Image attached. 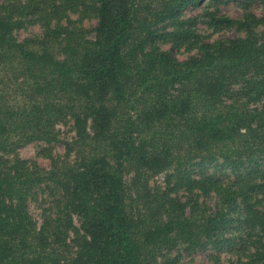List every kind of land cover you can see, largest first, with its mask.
Returning a JSON list of instances; mask_svg holds the SVG:
<instances>
[{"label": "trees", "instance_id": "1", "mask_svg": "<svg viewBox=\"0 0 264 264\" xmlns=\"http://www.w3.org/2000/svg\"><path fill=\"white\" fill-rule=\"evenodd\" d=\"M228 2L239 18L216 9ZM254 5L264 0H3L0 264H176L161 254L179 244L264 264V13ZM188 8L202 13L183 26ZM72 13L95 26H74ZM200 23L239 36L211 40ZM25 24L41 34L18 41ZM68 124L49 169L8 159L58 143ZM168 172L163 191L148 187ZM40 194L38 224L29 204Z\"/></svg>", "mask_w": 264, "mask_h": 264}, {"label": "rangeland", "instance_id": "2", "mask_svg": "<svg viewBox=\"0 0 264 264\" xmlns=\"http://www.w3.org/2000/svg\"><path fill=\"white\" fill-rule=\"evenodd\" d=\"M3 2V0H0V4ZM218 10L225 16H229L233 19H237L242 15V10L239 9V6L235 2H228L223 3L219 6H217ZM253 12L257 14L258 16L262 15L264 13V5H254L252 8ZM202 11L201 9H195L192 10L190 8L186 9L180 17L177 18V21L182 22V25L184 26L185 22L188 19H191L192 17H197L201 15ZM70 19L74 22V26L82 27L84 29H91L95 26V21L93 20H86L79 18L78 14H71ZM200 22H204V18H199ZM61 24H65L64 20H62ZM186 26V25H185ZM166 32L173 30L176 28V22H168L164 25ZM197 29V33L202 34L203 36H207L211 40H217L222 38H230L239 36L238 33H236L234 30H222L220 32H214L213 30L207 28L205 25L200 23L195 28ZM12 34H14L15 38L18 41H23L26 38H33L34 36H39L41 34V29L37 25H29L25 24L23 28H20L16 31H14ZM264 35V34H259ZM170 47L169 44H162V47L164 50H167ZM176 57L179 59H185L186 51L184 49H180L175 52ZM264 105V101L261 103ZM58 130L60 131L58 136V143H53L46 145L44 143H29L24 144L21 146L14 154H11L8 156V159L12 160L14 157L20 160L28 161V162H34L37 166L43 169H49L52 162L59 160L63 154H64V144L66 141L70 142L71 138L73 137V131L71 128V125H60L58 127ZM213 171V168L210 167L206 171V175L211 174ZM168 173H162L159 175H154L148 180V187L152 188L151 190L157 191L159 188L161 191L165 188V184L168 182L167 175ZM128 181V178H127ZM172 183V181H170ZM170 186V184H168ZM151 191L149 194L151 195L153 193ZM137 194V193H136ZM149 196L146 194V192H143L142 194L133 195L135 198V205L138 206V210H145L146 205L145 204V198ZM178 196L180 199L184 202L185 198H192V195H189L188 193H184V191L178 192ZM43 197H38L37 202H31L29 204V212L34 220L39 224L41 222L40 219V201H42ZM148 201V200H147ZM201 201V200H200ZM205 203L207 207L213 208L214 205V199L207 198L205 199ZM164 256L162 260L167 259H174L178 258V261L176 264H226L230 260V255L226 252H215L213 249H206L203 251H191L185 248L183 244L177 245L174 249L171 251H164L162 252L161 256ZM161 260V259H159Z\"/></svg>", "mask_w": 264, "mask_h": 264}]
</instances>
